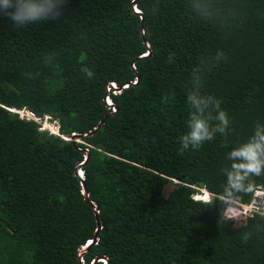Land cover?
I'll use <instances>...</instances> for the list:
<instances>
[{
    "label": "trees",
    "instance_id": "obj_1",
    "mask_svg": "<svg viewBox=\"0 0 264 264\" xmlns=\"http://www.w3.org/2000/svg\"><path fill=\"white\" fill-rule=\"evenodd\" d=\"M191 93L229 124L183 149ZM24 107L65 135L103 124L65 142L9 111ZM258 126L264 0H65L23 27L0 16V264H264L263 214L225 222L219 201L193 199L223 192L229 153ZM250 179L239 204L264 191V174Z\"/></svg>",
    "mask_w": 264,
    "mask_h": 264
},
{
    "label": "clouds",
    "instance_id": "obj_2",
    "mask_svg": "<svg viewBox=\"0 0 264 264\" xmlns=\"http://www.w3.org/2000/svg\"><path fill=\"white\" fill-rule=\"evenodd\" d=\"M64 3L65 0H0V16L11 20L16 27H23L30 23L40 21L47 22L49 20L58 19L61 15V9ZM134 10L138 12L135 7ZM89 75H91V73H89ZM189 101L196 111L190 116L188 125L189 131L181 138L183 149H187L189 145L193 148H199L204 141L213 139L216 132L223 134L229 124L227 114L225 111L219 110L218 102L215 105L218 110L217 115L213 117L211 112L205 115V108L208 107V104L197 94L191 93L189 95ZM109 102L111 101H106L108 105H112V103L109 104ZM212 119L218 121L215 127H210L209 121ZM260 129L261 127L258 126L254 136L251 137L248 142L233 149L229 153V159L232 161V164L230 168L225 170L227 181L223 186V192L220 193L219 196L214 197L211 201L209 193L204 194L203 197H198V195L202 194L204 191H200V194L193 196L195 201H202L204 203L209 202L210 206H213L216 201H219L221 205L220 216L222 221H237L239 219L240 212L238 208L244 204L237 203L239 199L238 194L252 192L255 185L251 182L250 177L264 174V131ZM70 135L71 134H67V136ZM75 135L77 134L75 133ZM54 137L60 138V136L57 135ZM71 137L72 139L68 141L62 138L60 139L65 142H77L74 140L77 138ZM86 153L87 151H85V154ZM77 176L79 179L81 178L83 180V171L78 169ZM257 191L264 192L262 190ZM247 238V235L242 236L244 240H247ZM91 243L92 241H87L84 247L87 248ZM99 261L102 262V264H106L105 260Z\"/></svg>",
    "mask_w": 264,
    "mask_h": 264
},
{
    "label": "built area",
    "instance_id": "obj_3",
    "mask_svg": "<svg viewBox=\"0 0 264 264\" xmlns=\"http://www.w3.org/2000/svg\"><path fill=\"white\" fill-rule=\"evenodd\" d=\"M112 86H114V84H112ZM112 89L115 90L113 87H112ZM106 101L108 102L109 98H106ZM110 103L111 102H109V104ZM10 111L12 113H14L18 117V119H20V120H24L27 122H34L37 125V130L39 132H47L48 135L60 136V138H62L65 141L72 139L71 136L75 135V133H71L70 136L62 134L60 131V126H59L58 120L54 119L52 116H50L48 114H44L42 116H39V115L35 114L33 111H31L25 107L20 108V109H10ZM86 151H87V149H86ZM259 193H261V192L257 191V193L254 195V198L252 199V201L249 204L241 205L238 208L239 212H240L239 218L246 219L247 217L252 216L253 213L263 214L262 212H260V210L258 208L260 206V204L264 206V202L259 203V200L261 197V196H259ZM256 200H258L257 203H256Z\"/></svg>",
    "mask_w": 264,
    "mask_h": 264
},
{
    "label": "water",
    "instance_id": "obj_4",
    "mask_svg": "<svg viewBox=\"0 0 264 264\" xmlns=\"http://www.w3.org/2000/svg\"><path fill=\"white\" fill-rule=\"evenodd\" d=\"M135 11V10H134ZM136 12V11H135ZM115 86V85H114ZM114 86H112L114 89H115V91L116 92H119L120 91V89H118V88H116V86L114 87ZM103 124V121H101L100 123H99V125L95 128V130L93 131V132H90V133H88V134H86V135H84V136H80V135H74L73 137L74 138H77V139H81L82 137H87V136H89V135H91L92 133H94L96 130H98L100 127H101V125ZM88 155H86L85 156V161H87V159H88ZM84 164L85 163H83V164H81L80 166H79V169L82 167V166H84ZM81 179V178H80ZM82 180V179H81ZM82 190H83V194H84V196H85V198H86V201L88 202V203H90L91 205H92V207L95 209V206L93 205V203L91 202V201H89V198H88V193H87V191L85 190V184L82 182ZM96 214H98V211H96ZM97 223L99 224V220H98V218H97ZM95 236L97 237V232H96V234H95ZM96 241V239L95 240H93V243ZM95 262H97V260L95 261Z\"/></svg>",
    "mask_w": 264,
    "mask_h": 264
},
{
    "label": "rangeland",
    "instance_id": "obj_5",
    "mask_svg": "<svg viewBox=\"0 0 264 264\" xmlns=\"http://www.w3.org/2000/svg\"><path fill=\"white\" fill-rule=\"evenodd\" d=\"M74 140H76L77 142H81V141H79L80 139L79 140L78 139H74ZM172 188H173V185L172 184H168V186L164 190V195L167 196L168 193L172 190ZM259 194H263V193L261 192ZM257 202H258V200H256V203ZM262 202H264V196L260 197L259 203H262ZM258 208H259L260 212H262L264 214V206L260 204V206ZM244 221H245V219L239 218L237 221H234V222L235 223H242Z\"/></svg>",
    "mask_w": 264,
    "mask_h": 264
},
{
    "label": "bare ground",
    "instance_id": "obj_6",
    "mask_svg": "<svg viewBox=\"0 0 264 264\" xmlns=\"http://www.w3.org/2000/svg\"><path fill=\"white\" fill-rule=\"evenodd\" d=\"M207 192H203L202 194H200V195H198V197H203L204 196V194H206ZM263 194H259V196L261 195V196H264V192H262Z\"/></svg>",
    "mask_w": 264,
    "mask_h": 264
},
{
    "label": "snow or ice",
    "instance_id": "obj_7",
    "mask_svg": "<svg viewBox=\"0 0 264 264\" xmlns=\"http://www.w3.org/2000/svg\"><path fill=\"white\" fill-rule=\"evenodd\" d=\"M205 199H206V197H205Z\"/></svg>",
    "mask_w": 264,
    "mask_h": 264
}]
</instances>
